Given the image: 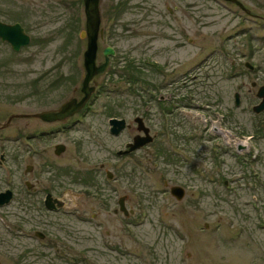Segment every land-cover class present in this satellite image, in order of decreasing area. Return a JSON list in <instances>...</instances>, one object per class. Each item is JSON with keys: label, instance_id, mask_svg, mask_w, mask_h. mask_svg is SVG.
<instances>
[{"label": "rangeland", "instance_id": "374dc122", "mask_svg": "<svg viewBox=\"0 0 264 264\" xmlns=\"http://www.w3.org/2000/svg\"><path fill=\"white\" fill-rule=\"evenodd\" d=\"M120 1L101 0L105 36L98 57L102 60L104 47L113 46L114 73L100 78L82 129L41 145L44 155H53V145L66 141V154L53 158L57 167L86 175L130 137L129 132L121 139L109 135V107L132 122L134 135L136 117L142 116L156 139L122 160L124 175L134 173V179L123 177L111 195V208L126 195L129 218L104 211L101 200L64 175L65 187L57 195L68 204L85 203L104 227L62 216L53 219L55 227L65 235L64 228L71 230L70 238L81 244L76 250L89 251L90 264H264V111L253 110L261 100L258 87L264 85V0H241L256 17L222 0H122L118 6ZM0 18L22 21L32 37L18 53L0 42V121L14 112L59 106L78 94L87 44L80 36L86 27L83 0H0ZM131 58L149 83L137 85L134 99L118 74ZM173 79L180 81L171 87L177 108L167 114L159 103L147 102L153 90L166 96L169 86L164 85ZM103 83L119 94L103 92ZM237 91L240 106L235 105ZM19 121L28 122L31 130L39 125L34 119ZM15 127L0 134L10 136L9 142L0 138V153L3 145L10 151L5 168L0 167V192L19 191L25 166L40 161L21 153ZM173 185L185 188L181 200L170 193ZM18 198L0 207V264H64L52 255L24 254V246L38 248L19 238L25 210ZM39 216H27L23 226L32 230L40 225ZM82 229L84 239L77 232ZM104 230L110 231L113 245H121L120 253L105 246ZM78 233L80 240H75Z\"/></svg>", "mask_w": 264, "mask_h": 264}, {"label": "flooded vegetation", "instance_id": "af4514ba", "mask_svg": "<svg viewBox=\"0 0 264 264\" xmlns=\"http://www.w3.org/2000/svg\"><path fill=\"white\" fill-rule=\"evenodd\" d=\"M226 2V1H225ZM124 2L121 0L119 2V6L124 5ZM236 5L239 9H241L245 14L248 16H254L250 10V12L244 11L241 7H239L237 4L232 3ZM174 11H170V13H173ZM0 20L3 21L1 18ZM22 21L16 20L14 23H20L21 26L24 28L25 32L26 29L21 23ZM7 23V22H5ZM9 23V24H14ZM27 33V32H26ZM29 34V33H27ZM30 35V34H29ZM31 36V35H30ZM32 40V37H31ZM1 43L9 44L6 41H2L0 38ZM31 43V42H30ZM10 45V44H9ZM30 45V44H29ZM28 45V46H29ZM11 46V45H10ZM117 56V50H115L114 55L111 59L110 66L106 73L99 77L98 79V85L97 88L100 87V78L108 76L109 77L114 73L112 64L114 58ZM125 64L128 63V61L124 62ZM4 65V64H3ZM116 66L115 63L113 67ZM152 67H156V63L151 64ZM158 69V68H157ZM83 74L85 75V67L83 62ZM121 68L118 69V74L120 73ZM117 73V72H116ZM84 75L82 79V85L80 87V90L78 91V94L73 95L63 101L59 106L51 107V108H44L38 111H32V112H14L8 116V118L4 121H0V134L4 132L7 129H10L12 125H16V129L18 133L16 134L15 140H19V148L21 149V153H28L31 157H40V161H36V163L32 164L29 163L25 166V172L23 174L24 177H22L23 181V187L19 191H16L15 189H9L12 190V200L4 205L3 207L10 206L14 200H16L17 196H19L18 200L21 203V206L24 208V218L22 216L23 223L20 227V236L19 238L21 240H24V242H31L32 245H36L38 250H30L31 247L24 246L26 250H24V254H30V253H41L44 256L52 255L56 258L57 261H60L64 264H90L89 261V251L88 250H82L78 251L75 247H80L81 244L77 243L76 241H73L69 233L71 232L70 229L66 230L64 228V231L67 233L65 235L64 233L58 231L59 228L55 227L57 223L53 221L54 218H57L58 216L62 217H72L76 222H78L81 225L88 226L94 225L95 228H101L104 227V223L102 221H98L97 219V213H93L92 216L89 215L85 205L83 203L82 206L79 204L71 203L68 204L66 202V197L57 195L58 189L65 187V181L63 180V176L67 178L68 176H71V180L74 182H79L84 185V187L87 189L85 192L87 195L92 196L93 198L97 200H101L102 208L104 211H110L117 215L119 212H122L127 218H129L131 213L129 212L127 208V198L125 196H120L117 201V206L111 208L112 204V194L116 193L117 187L122 184L123 177L129 178L133 181L134 179V173H127L124 175V172L121 170L122 166V160L123 159H130L131 157H134V150H131L129 147V144L134 142V137L138 135L140 132L138 130V126L136 127L137 133L134 135V125L132 122L128 121L125 117H122L119 115V112H116V109L109 107L108 116H105V121L108 126V133L111 137L114 138H122L127 132L130 133L129 139L124 143L120 142V145L115 149L110 151V156L107 159L106 162L101 163L99 167L97 166H91L86 170L87 174L81 176V172L74 171V169L70 167H62L65 169H61L57 167V162L53 160V158L58 159L61 158L63 154H66L67 152V142L62 140L56 142L52 147L53 155H44L46 153V149H44L41 145L44 141H54L57 140L59 137L62 136H68L72 132H75L77 129H82V127L86 124L87 118L89 117L90 110L92 109V101L97 98L98 94L97 91L90 97V99L77 111H75L71 115H67L64 118H56L53 120H47L42 117H36L34 114L42 113L46 111H59L60 107L68 100L75 98L77 100V103L80 102V100L84 97V93L82 92V86L84 81ZM120 75V74H119ZM61 76V75H59ZM59 76L56 77L55 80H53V84H56L59 80ZM41 81V80H39ZM179 80H172L164 85V87L167 89L168 92L163 98L160 97L161 93L157 95L155 90L150 92V98L148 99V102L150 105L155 104L156 102L160 104L161 109H163L167 114L172 113L177 106H174L173 103V97H174V90L172 87L173 84L177 83ZM180 82V81H179ZM103 86V92L106 93H112L116 92L119 94V92L115 91H108L107 88H109L106 83L102 84ZM96 88V89H97ZM101 89V88H100ZM133 95L134 99V91L130 92ZM129 95V94H128ZM123 96V95H122ZM130 96V95H129ZM121 103V102H120ZM171 104V105H170ZM146 109V114L148 113V110L150 109V106ZM20 114L22 116L20 117H13L10 119L12 115ZM34 119L38 121L37 128H34L31 130L29 127L30 124L28 122L19 121V120H30ZM112 119L116 120H125L124 128H122L118 133L114 132L112 130L113 124L111 123ZM18 120V122H15ZM145 120V119H144ZM134 122V120H133ZM30 129L27 131V129ZM150 128V127H149ZM151 129V128H150ZM156 138V134H153ZM6 136V135H5ZM0 136L2 137L3 142L7 141L9 142L10 136ZM155 140V139H154ZM6 142V143H7ZM124 145V146H123ZM7 145H3V150L0 153V167L5 168V164L7 163L8 156L10 155V151L7 147ZM129 151V152H128ZM34 157V158H35ZM120 168V169H119ZM56 169V170H54ZM59 169V170H58ZM134 172V171H133ZM72 173V175H71ZM30 176H33V179L30 178ZM65 183V184H64ZM165 185H168V182H165ZM73 186V185H70ZM95 186V187H94ZM94 188V189H93ZM6 189V190H8ZM73 190V189H72ZM111 193H110V192ZM108 192V193H107ZM70 191L68 192V195H70ZM126 198V201H125ZM124 204L126 206L127 212L124 213V211L121 209V205ZM38 213L40 216V225L33 227V229H27L26 226H23L24 223H26V217H32V213L34 212ZM130 213V214H129ZM43 220H42V219ZM51 218V219H50ZM50 219V220H48ZM25 225V224H24ZM70 231V232H69ZM80 234H83V238H85L84 233L86 232L84 229L78 230ZM78 233V236L75 240H80V234ZM104 244L106 247H108L111 251H118L121 252V245L119 244H112L110 239V231L104 230ZM76 242L77 246L73 243ZM127 253V252H126Z\"/></svg>", "mask_w": 264, "mask_h": 264}, {"label": "water", "instance_id": "95a60500", "mask_svg": "<svg viewBox=\"0 0 264 264\" xmlns=\"http://www.w3.org/2000/svg\"><path fill=\"white\" fill-rule=\"evenodd\" d=\"M227 2H232L241 7L244 11L249 12L248 8L240 0H224ZM101 0H83L84 3V13L86 17V28L81 32V37L87 39V46L84 51V67L86 74L83 81L82 92L84 97L77 103L75 98L66 101L59 109V111H46L42 113L34 114L36 117H42L47 120H53L56 118H64L67 115L73 114L75 111L80 109L91 97L92 93L96 89L97 79L99 76L103 75L109 65L111 60V55L114 54V48L111 46H106L103 49L104 60H99L98 50H99V39L104 37V28L101 27L102 15L100 9ZM0 38L11 44L13 50L19 51L22 47L29 45L31 37L27 34L20 23L9 24L2 22L0 20ZM246 66L253 69V65L246 62ZM253 86L256 82L252 83ZM257 96L262 98L261 102L254 106V111L260 113L264 110V85L260 86L257 92ZM164 97L163 95L161 96ZM240 94L236 92L235 102L236 105L240 104ZM22 115L15 114L10 117H20ZM136 121L138 123V130L143 131L144 135L138 134L134 137V142L129 144L131 150H136L144 145L153 141V136L150 133V129L146 127L142 117H137ZM113 124L112 130L118 133L122 128H124L125 120L112 119ZM129 152V151H128ZM171 193L177 199L181 200L185 195V190L182 186L173 185L171 187ZM12 197V192L7 190L0 193V205H3L10 201ZM121 209L127 212L126 206L121 205Z\"/></svg>", "mask_w": 264, "mask_h": 264}, {"label": "trees", "instance_id": "16d2710c", "mask_svg": "<svg viewBox=\"0 0 264 264\" xmlns=\"http://www.w3.org/2000/svg\"><path fill=\"white\" fill-rule=\"evenodd\" d=\"M119 6V5H118ZM121 9V8H120ZM79 28L77 27L76 31ZM152 69L157 70L156 67H152ZM144 70L141 66L135 65L134 60L128 61L127 64H124V66L121 68L120 71V79H124V83L129 85V90L134 91L135 93H137V85L139 84H144L145 83L147 85H149V83H147V81H145V76H144ZM188 142V141H187ZM159 149L158 152H156L155 154H157V158H156V163L160 164L159 161H157V159L163 154L164 151V147H157Z\"/></svg>", "mask_w": 264, "mask_h": 264}]
</instances>
